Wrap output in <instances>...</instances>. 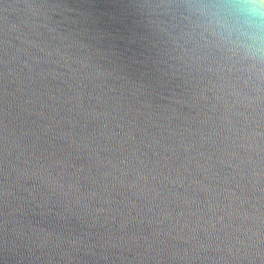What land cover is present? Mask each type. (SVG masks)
<instances>
[{"label":"water","instance_id":"water-1","mask_svg":"<svg viewBox=\"0 0 264 264\" xmlns=\"http://www.w3.org/2000/svg\"><path fill=\"white\" fill-rule=\"evenodd\" d=\"M236 2L0 0V264H264Z\"/></svg>","mask_w":264,"mask_h":264},{"label":"clouds","instance_id":"clouds-1","mask_svg":"<svg viewBox=\"0 0 264 264\" xmlns=\"http://www.w3.org/2000/svg\"><path fill=\"white\" fill-rule=\"evenodd\" d=\"M222 23L240 47H251L264 55V0H237Z\"/></svg>","mask_w":264,"mask_h":264}]
</instances>
